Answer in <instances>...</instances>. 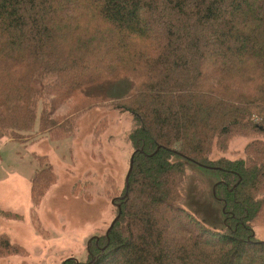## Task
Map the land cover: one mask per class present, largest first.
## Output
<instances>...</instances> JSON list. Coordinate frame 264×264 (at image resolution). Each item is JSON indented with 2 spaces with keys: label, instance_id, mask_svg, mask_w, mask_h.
<instances>
[{
  "label": "trees",
  "instance_id": "1",
  "mask_svg": "<svg viewBox=\"0 0 264 264\" xmlns=\"http://www.w3.org/2000/svg\"><path fill=\"white\" fill-rule=\"evenodd\" d=\"M108 103L133 120L129 186L87 261L61 264H264V0H0L6 136L30 139L40 104L44 133ZM188 162L220 174V230L185 208ZM26 251L0 234V258Z\"/></svg>",
  "mask_w": 264,
  "mask_h": 264
},
{
  "label": "rangeland",
  "instance_id": "2",
  "mask_svg": "<svg viewBox=\"0 0 264 264\" xmlns=\"http://www.w3.org/2000/svg\"><path fill=\"white\" fill-rule=\"evenodd\" d=\"M121 88L111 96L121 97ZM41 108L30 139L12 140L0 130V234L27 250L0 258V264H61L70 257L87 261L88 244L110 227L125 187L133 153L127 139L133 124L129 113L112 103L95 105L77 116L73 131L58 126L41 133ZM243 143L237 140L233 150L242 151ZM47 165L56 183L37 200L31 182ZM187 170L186 210L208 228L222 229L223 208L214 195L220 174L193 162ZM254 229L264 241V224Z\"/></svg>",
  "mask_w": 264,
  "mask_h": 264
},
{
  "label": "water",
  "instance_id": "3",
  "mask_svg": "<svg viewBox=\"0 0 264 264\" xmlns=\"http://www.w3.org/2000/svg\"><path fill=\"white\" fill-rule=\"evenodd\" d=\"M131 158H132V160H131V166L129 167L128 173H127V175H126V180H125V181H126V187H127V188H128V186H129V177H130V173H131L132 168H133V166H132L133 155H132ZM126 194H127V193H126ZM119 198H123V197H119ZM118 207H120V204H119ZM119 216H120V215H117V216L114 218V220L112 221L110 227H109L108 230H107V233L113 228V226H114L115 222L117 221V219L119 218Z\"/></svg>",
  "mask_w": 264,
  "mask_h": 264
},
{
  "label": "flooded vegetation",
  "instance_id": "4",
  "mask_svg": "<svg viewBox=\"0 0 264 264\" xmlns=\"http://www.w3.org/2000/svg\"><path fill=\"white\" fill-rule=\"evenodd\" d=\"M117 205L119 206V203H117Z\"/></svg>",
  "mask_w": 264,
  "mask_h": 264
}]
</instances>
